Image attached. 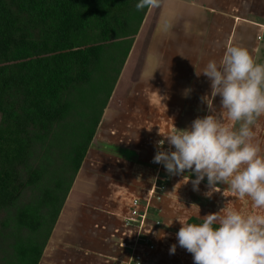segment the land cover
<instances>
[{
  "label": "crops",
  "instance_id": "1",
  "mask_svg": "<svg viewBox=\"0 0 264 264\" xmlns=\"http://www.w3.org/2000/svg\"><path fill=\"white\" fill-rule=\"evenodd\" d=\"M135 42L114 87L111 108L105 109L38 264L126 260L128 253L118 243L133 235L123 225L129 206L133 199L144 204L158 178L166 189L149 209L143 232L155 249L144 264H194L176 238L179 221L200 223L203 216L222 215L227 209L245 215L256 211L227 185H219L209 196L206 177L194 190V173L184 183L187 171L170 175L162 164L157 169L147 162L153 160L157 142L164 140L161 134L209 114L201 97L210 93V81L196 72L201 73L209 60L218 62L226 45L246 47L254 60L260 55L258 63H264V0H162L159 8L147 11ZM186 89H191L187 96ZM213 103L222 118L220 97ZM111 124L124 125L131 135L117 142ZM108 143L118 146L116 155L103 146ZM164 144L168 147L166 140ZM153 220L161 225L154 226ZM173 244L176 250L171 253Z\"/></svg>",
  "mask_w": 264,
  "mask_h": 264
},
{
  "label": "trees",
  "instance_id": "2",
  "mask_svg": "<svg viewBox=\"0 0 264 264\" xmlns=\"http://www.w3.org/2000/svg\"><path fill=\"white\" fill-rule=\"evenodd\" d=\"M137 3L0 0V264L39 263L136 49Z\"/></svg>",
  "mask_w": 264,
  "mask_h": 264
},
{
  "label": "clouds",
  "instance_id": "3",
  "mask_svg": "<svg viewBox=\"0 0 264 264\" xmlns=\"http://www.w3.org/2000/svg\"><path fill=\"white\" fill-rule=\"evenodd\" d=\"M161 4L162 0H138L136 9L152 10ZM196 74L210 81V93L201 97L209 114L196 117L186 128L161 134L164 140L157 142L153 162L162 164L170 175L187 171L184 183L194 173V190L206 177L209 196L219 191V185H227L256 211L245 215L227 209L222 215L203 216L200 223L178 220L176 238L194 264H264V154L253 132L264 116V63H257L246 47L233 42L225 46L218 62L209 60ZM190 91L186 89L185 95ZM217 96L222 118L215 114ZM175 250L173 244L170 252Z\"/></svg>",
  "mask_w": 264,
  "mask_h": 264
},
{
  "label": "built area",
  "instance_id": "4",
  "mask_svg": "<svg viewBox=\"0 0 264 264\" xmlns=\"http://www.w3.org/2000/svg\"><path fill=\"white\" fill-rule=\"evenodd\" d=\"M165 148H167V146H165ZM156 151L157 147L155 153ZM150 163L151 165L156 164L157 169L161 166V164L154 163L153 160ZM158 180L159 178L150 189L144 204L141 205L138 199H133L131 201L129 216L124 220L123 225L125 228L132 229L133 235L118 243L119 248L126 250L128 256L126 260L114 261L113 264H144L145 260L150 258L151 252L155 249L154 243L149 239L148 235L144 234L143 230L147 224L149 209L152 203L159 202L166 189L164 182H158ZM152 224L154 226H160L161 222L160 220H153Z\"/></svg>",
  "mask_w": 264,
  "mask_h": 264
},
{
  "label": "rangeland",
  "instance_id": "5",
  "mask_svg": "<svg viewBox=\"0 0 264 264\" xmlns=\"http://www.w3.org/2000/svg\"><path fill=\"white\" fill-rule=\"evenodd\" d=\"M97 32L96 31H81L79 38L75 41H77V43H81V44H87L88 42L93 41L96 38ZM77 36V37H78ZM261 59L260 55L256 57V62L258 63V61ZM108 108H111V106H108L105 108L106 110H108ZM120 110L122 108H119ZM106 110H104V114L106 112ZM103 114V115H104ZM113 127L112 129L113 131V139L118 142L119 139L123 138V137H129L131 134L130 132L128 133L126 128H123L124 125H120V124H111ZM116 125V126H115ZM253 132H254V142L258 143L261 147V154H264V116H261L258 118V120L256 121L255 125L253 126ZM130 134V135H129ZM115 142V141H114ZM115 142V143H117ZM104 143V142H103ZM103 146H105V149L108 151V153L112 156L116 155L118 153V146L114 145V143H108V145L103 144ZM122 151V148L120 149ZM147 161V159H145ZM148 164L150 163L147 162ZM151 164V163H150ZM247 203L249 202V206H252L251 202L246 199ZM130 208V206H129ZM256 210V209H255ZM129 213V211H128ZM146 264V263H145Z\"/></svg>",
  "mask_w": 264,
  "mask_h": 264
}]
</instances>
